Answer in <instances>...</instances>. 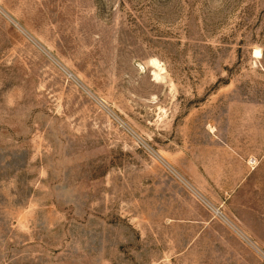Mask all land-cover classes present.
I'll return each instance as SVG.
<instances>
[{"label": "rangeland", "instance_id": "1", "mask_svg": "<svg viewBox=\"0 0 264 264\" xmlns=\"http://www.w3.org/2000/svg\"><path fill=\"white\" fill-rule=\"evenodd\" d=\"M0 264H264V0H0Z\"/></svg>", "mask_w": 264, "mask_h": 264}, {"label": "bare ground", "instance_id": "2", "mask_svg": "<svg viewBox=\"0 0 264 264\" xmlns=\"http://www.w3.org/2000/svg\"><path fill=\"white\" fill-rule=\"evenodd\" d=\"M259 53H260V52L255 51L253 56L260 58V57H259ZM260 55H261V54H260ZM151 65H152L155 69L158 70L159 74H160V72H162V69L160 68L161 66H159V64H158L155 60H152ZM159 74H155V75H154L155 79H158V78H159ZM158 80H159V79H158ZM162 80H163V79H162Z\"/></svg>", "mask_w": 264, "mask_h": 264}]
</instances>
